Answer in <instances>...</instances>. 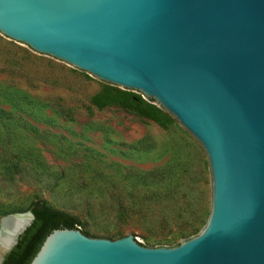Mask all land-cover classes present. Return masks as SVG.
<instances>
[{"label": "water", "instance_id": "water-1", "mask_svg": "<svg viewBox=\"0 0 264 264\" xmlns=\"http://www.w3.org/2000/svg\"><path fill=\"white\" fill-rule=\"evenodd\" d=\"M0 33L153 99L211 178L208 220L178 245L56 228L29 264H264V0H0ZM34 217L1 218L0 264Z\"/></svg>", "mask_w": 264, "mask_h": 264}, {"label": "rangeland", "instance_id": "rangeland-1", "mask_svg": "<svg viewBox=\"0 0 264 264\" xmlns=\"http://www.w3.org/2000/svg\"><path fill=\"white\" fill-rule=\"evenodd\" d=\"M7 45L36 56L31 74L46 70L56 84L0 73V156L8 152L21 164L12 182L0 177V220L45 200L77 215L92 237L132 234L145 246L171 247L200 233L211 211V178L196 139L173 119L161 127L117 106L97 110L90 98L105 85L96 77L1 33L0 60L9 55L1 50ZM60 108L70 109L72 119L56 113ZM6 134L8 144L1 141ZM157 171L165 175L155 177ZM197 220L199 230L187 237Z\"/></svg>", "mask_w": 264, "mask_h": 264}, {"label": "trees", "instance_id": "trees-1", "mask_svg": "<svg viewBox=\"0 0 264 264\" xmlns=\"http://www.w3.org/2000/svg\"><path fill=\"white\" fill-rule=\"evenodd\" d=\"M2 49L7 51L9 55L4 58V60H0V73L7 71L15 73L16 75L22 76L26 79H38L44 84H56V82H51L49 76L46 74V70L43 72H37L36 75L31 74L28 68L31 66L30 62L38 60L36 56L27 51L19 54V51H17L14 47H8V45L7 47L4 46V48H1V50ZM90 102L97 110H103L110 106L120 107L128 112L136 114L139 117L152 120L161 127H166L167 123L172 120L171 116L158 107L154 103L153 99L148 100L140 93L138 94L134 91L121 89L115 86L105 85L101 91L91 96ZM55 111L68 119H72L73 117L70 109L60 108L55 109ZM0 112H3V110L0 109ZM10 139H12L11 135L6 134L1 141L8 144ZM134 147L140 148L142 145L137 144L134 145ZM0 160V177L8 179V181L12 182L21 171L20 159L18 157L16 159L10 158L8 152H5L0 156ZM177 167L178 164H171L169 173L175 175ZM163 173L162 171H157L152 174L156 177L158 175H165ZM27 210L34 214V220L20 235L17 244L6 254L2 264H29L39 250L46 236L53 229H80V227L82 228L85 226L77 215L53 208L49 206L45 200H33L29 204ZM125 217L126 214H121L120 216L123 220ZM197 222L198 220L195 222L194 228L186 234L187 237L197 233L199 230ZM82 232L89 235L87 231L82 230ZM110 238H114V236H111ZM157 243L162 242L154 241L151 245L154 246ZM173 244L178 245L179 243L174 242Z\"/></svg>", "mask_w": 264, "mask_h": 264}, {"label": "bare ground", "instance_id": "bare-ground-1", "mask_svg": "<svg viewBox=\"0 0 264 264\" xmlns=\"http://www.w3.org/2000/svg\"><path fill=\"white\" fill-rule=\"evenodd\" d=\"M21 220V221H20ZM23 221V219H15V225H18V224H20L21 222Z\"/></svg>", "mask_w": 264, "mask_h": 264}]
</instances>
